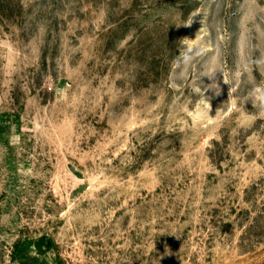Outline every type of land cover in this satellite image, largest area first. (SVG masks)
<instances>
[{
  "label": "rangeland",
  "instance_id": "rangeland-1",
  "mask_svg": "<svg viewBox=\"0 0 264 264\" xmlns=\"http://www.w3.org/2000/svg\"><path fill=\"white\" fill-rule=\"evenodd\" d=\"M264 0H0V264H264Z\"/></svg>",
  "mask_w": 264,
  "mask_h": 264
},
{
  "label": "clouds",
  "instance_id": "clouds-1",
  "mask_svg": "<svg viewBox=\"0 0 264 264\" xmlns=\"http://www.w3.org/2000/svg\"><path fill=\"white\" fill-rule=\"evenodd\" d=\"M255 92L258 94L257 99L260 101L261 106L264 107V89L257 88Z\"/></svg>",
  "mask_w": 264,
  "mask_h": 264
}]
</instances>
